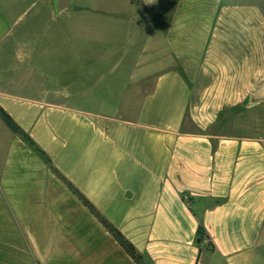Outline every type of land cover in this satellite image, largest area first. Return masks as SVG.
<instances>
[{
    "label": "crops",
    "instance_id": "crops-1",
    "mask_svg": "<svg viewBox=\"0 0 264 264\" xmlns=\"http://www.w3.org/2000/svg\"><path fill=\"white\" fill-rule=\"evenodd\" d=\"M108 1L54 2L69 13L51 27L41 0H0V105L143 264H264V1ZM102 96L121 98L106 112ZM2 123L0 207L22 260L137 264Z\"/></svg>",
    "mask_w": 264,
    "mask_h": 264
},
{
    "label": "rangeland",
    "instance_id": "rangeland-1",
    "mask_svg": "<svg viewBox=\"0 0 264 264\" xmlns=\"http://www.w3.org/2000/svg\"><path fill=\"white\" fill-rule=\"evenodd\" d=\"M264 1V0H263ZM42 5L47 9H51V14H49L48 16H46L44 19L48 22L49 21V25L51 27H55V26H61L64 25L62 23L61 19H67L68 14L69 13L66 10V12H57V10L53 11V3L54 0H50L51 5H48V1L47 0H41ZM109 1L108 0H98V6H107V3ZM85 3H91V0H72V2L70 3V5L68 6L70 8L73 7H78L79 5L85 4ZM55 6V5H54ZM32 16H25L24 17V24H26L28 22V19H31ZM36 17H33V19H35ZM68 20V19H67ZM64 21V20H63ZM39 25H42L41 23H39ZM23 29V28H21ZM26 33H23V37L21 39H26L25 37ZM134 55V54H133ZM69 59V58H68ZM11 66H14V83L15 81H17V79L23 76V74L26 72L27 68L26 65L23 63H12ZM124 67H132V64L130 65H123ZM75 65L71 64L69 61L67 62H60V60H57V62H54L53 65H51V71H53L54 74H60V75H65V78L68 80L70 79L71 83H74V74L76 73V69L74 68ZM122 67V65H117L116 69H114L113 71H115V77H117V75L120 74V72H122L123 70H120ZM106 72V71H105ZM151 85V81H148L146 83L147 88L149 89ZM15 87V86H14ZM119 96V95H117ZM114 97L113 99L115 100V102H112V97L110 96H102L99 97L102 102L100 103V109L106 111V112H111L113 110V108L115 107V104L117 103V99L121 98V97ZM88 99V105H90V101H91V97H85ZM94 98V97H93ZM107 99H109L107 101ZM125 100L128 99V97H124ZM104 101V102H103ZM113 104V106H112ZM2 125L8 130V127L5 123H2ZM1 125V126H2ZM3 126H2V132H3ZM6 134V133H4ZM4 139V138H3ZM5 153L6 150L2 151ZM36 157H38L36 155ZM9 164V163H8ZM7 164V165H8ZM14 166V164H13ZM9 194V192H8ZM14 220L16 222V224H14ZM14 225L17 226V229H19L18 231L20 232V236L22 239H20V241L22 243L27 244V240H26V236L23 233V231L21 230L15 216H14V205L12 204V202L8 201V204L5 202V206L0 207V264H27V260H22V256L23 255V251H21L20 249L16 250V244L18 243L17 241V237L14 236ZM19 244V243H18ZM29 251V250H28ZM30 253V252H29Z\"/></svg>",
    "mask_w": 264,
    "mask_h": 264
},
{
    "label": "trees",
    "instance_id": "trees-1",
    "mask_svg": "<svg viewBox=\"0 0 264 264\" xmlns=\"http://www.w3.org/2000/svg\"><path fill=\"white\" fill-rule=\"evenodd\" d=\"M0 116L5 121L7 126L15 133L17 134L40 158L43 159L45 163L49 165V167L52 169L54 174L61 179H63L68 187L72 190V192L77 195V197L86 205L89 207L90 211L96 216L99 221L102 223V225L114 236L116 241L124 248V250L134 259V261L137 264H143V256L138 253L136 250L134 244L128 240L125 235L112 223H110L105 217H103L96 208L92 205V203L87 199L82 192H80L72 182L68 181L61 173L60 171L54 166L52 159L47 154V152L38 145V143L33 139V137L14 119V117L5 110L0 105ZM198 236L200 239L207 241L209 236L207 235L204 227L200 225L198 229Z\"/></svg>",
    "mask_w": 264,
    "mask_h": 264
},
{
    "label": "water",
    "instance_id": "water-1",
    "mask_svg": "<svg viewBox=\"0 0 264 264\" xmlns=\"http://www.w3.org/2000/svg\"><path fill=\"white\" fill-rule=\"evenodd\" d=\"M72 0H54L55 2V7L58 11L63 10L64 8H66Z\"/></svg>",
    "mask_w": 264,
    "mask_h": 264
}]
</instances>
